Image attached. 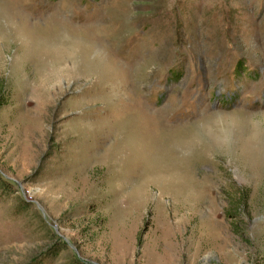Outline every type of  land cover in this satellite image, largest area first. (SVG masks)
Here are the masks:
<instances>
[{
  "label": "rangeland",
  "instance_id": "obj_1",
  "mask_svg": "<svg viewBox=\"0 0 264 264\" xmlns=\"http://www.w3.org/2000/svg\"><path fill=\"white\" fill-rule=\"evenodd\" d=\"M0 264H264V0H0Z\"/></svg>",
  "mask_w": 264,
  "mask_h": 264
}]
</instances>
